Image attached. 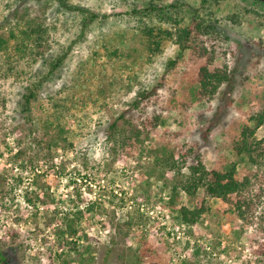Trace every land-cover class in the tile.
Here are the masks:
<instances>
[{
    "label": "rangeland",
    "instance_id": "obj_1",
    "mask_svg": "<svg viewBox=\"0 0 264 264\" xmlns=\"http://www.w3.org/2000/svg\"><path fill=\"white\" fill-rule=\"evenodd\" d=\"M150 1L164 12L146 14ZM218 1L66 0L71 11L0 0V249L14 264H264V122L250 134L251 111L264 107V3ZM198 17L214 30L200 34ZM145 27L168 32L158 48ZM202 67L235 72L229 96L225 85L198 95ZM122 114L125 128L109 141ZM260 141L250 158L244 142ZM194 156L207 171L234 168L242 193L186 196L179 186ZM182 208L203 212L189 225ZM64 219L70 239L56 233Z\"/></svg>",
    "mask_w": 264,
    "mask_h": 264
},
{
    "label": "trees",
    "instance_id": "obj_2",
    "mask_svg": "<svg viewBox=\"0 0 264 264\" xmlns=\"http://www.w3.org/2000/svg\"><path fill=\"white\" fill-rule=\"evenodd\" d=\"M59 5L63 7L66 10H73V6L69 5L66 0H57ZM256 3H259L258 1L255 0H250ZM211 2H219L218 0H201V5L204 6L205 4H210ZM148 9L145 10L146 14H150L152 12H158L159 14L164 12L165 8H161L160 6H156L153 2H149L147 5ZM172 6L171 8H173ZM167 9V8H166ZM95 15L90 16V20L95 18ZM196 19L198 18H193L192 22L195 23ZM197 23V22H196ZM203 20L199 19V23H197L196 29L200 34H208L210 31L214 30L212 26H204ZM153 31H156L157 34L155 35ZM194 30H192L190 27H188L186 30L181 31L178 40L182 48H186V43L188 39L191 38V34ZM142 33L148 37L150 42L152 41V45L158 48L160 41H162L161 35L163 36L168 35V32H162L159 30L157 27L154 28H149L145 27L144 31L142 30ZM4 41L0 39V49L3 47ZM66 59V54L61 55L59 58L56 59V61L52 64L51 69L48 71L47 76H50L52 73H54L55 70H57L64 62ZM235 72L230 71H220V70H213L210 71L208 67H202L199 70V78H198V84L200 86V90L198 95L203 97V96H209L212 97L214 96L217 91L220 89L222 85H225V89L223 91L224 96H229L230 93L232 92L233 85L235 84ZM37 86H34L32 88L26 89V93L22 95V111L24 113H28L30 110V103L31 101L35 98V92L37 90ZM152 92L146 93L141 96L136 102H134L133 107L137 106L139 102L146 101L151 98V93ZM225 103V102H224ZM225 106L223 107H217L215 116L213 121L210 123L208 127H206L203 131V139L207 140V136L210 133L211 127H214L219 124L221 119L224 116V109ZM251 115V120L254 121L255 128L253 129L252 133L254 134L255 130L260 127L263 122H264V107L261 110V112L255 113L253 110L250 113ZM124 114L120 115L118 118H116L113 122H110L106 128L107 130V137L109 141L115 140L118 135H120L125 128L124 125ZM264 141V140H263ZM262 145V141L260 142H255L253 145L248 146L246 142H244L243 149L245 153L248 154V156L251 158V150H256L258 147ZM193 151V150H192ZM190 151L192 155L195 153ZM196 160V164L193 166L189 167L190 171V176L187 178V181L183 184H180L179 189L186 194V196L190 198H194L196 192L198 189H203L204 194L206 197L210 198H216L220 199L222 201H227L230 196L232 195H238L242 193L241 191L244 189L245 184L237 181L235 179V169L230 168L228 170H212V171H207L205 170L204 166L201 164L199 161L198 156H194ZM173 191H176V188H173ZM243 205L246 207L248 204L246 203L245 199L243 200H237L235 204V208L240 211L241 207ZM180 214H181V221L185 224H195L197 220L199 219L201 213L203 212V209H195L193 211H187L185 208L180 209ZM82 213L79 211L76 212H69L68 215L72 216V219L79 218V216ZM241 213L240 215H242ZM67 215V216H68ZM64 230L62 229H56V233L60 234L62 236H70L72 238L73 236L76 235V231L73 228V223L72 220L64 219ZM63 241V239H62ZM65 246L68 245L71 241H67L65 239L63 242ZM60 244V243H59ZM0 264H14L13 263V258L10 256L9 253L6 251H3L0 249Z\"/></svg>",
    "mask_w": 264,
    "mask_h": 264
},
{
    "label": "water",
    "instance_id": "obj_3",
    "mask_svg": "<svg viewBox=\"0 0 264 264\" xmlns=\"http://www.w3.org/2000/svg\"><path fill=\"white\" fill-rule=\"evenodd\" d=\"M255 1H258V2L264 3V0H255Z\"/></svg>",
    "mask_w": 264,
    "mask_h": 264
}]
</instances>
